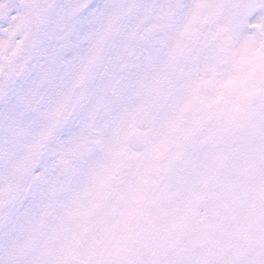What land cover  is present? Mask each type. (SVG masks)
Here are the masks:
<instances>
[{
  "label": "snow or ice",
  "instance_id": "snow-or-ice-1",
  "mask_svg": "<svg viewBox=\"0 0 264 264\" xmlns=\"http://www.w3.org/2000/svg\"><path fill=\"white\" fill-rule=\"evenodd\" d=\"M0 264H264V0H0Z\"/></svg>",
  "mask_w": 264,
  "mask_h": 264
}]
</instances>
